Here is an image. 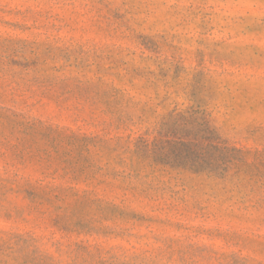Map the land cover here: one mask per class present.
Returning <instances> with one entry per match:
<instances>
[{
	"label": "rangeland",
	"instance_id": "obj_1",
	"mask_svg": "<svg viewBox=\"0 0 264 264\" xmlns=\"http://www.w3.org/2000/svg\"><path fill=\"white\" fill-rule=\"evenodd\" d=\"M190 107L239 170L131 168ZM0 264H264V0H0Z\"/></svg>",
	"mask_w": 264,
	"mask_h": 264
},
{
	"label": "trees",
	"instance_id": "obj_2",
	"mask_svg": "<svg viewBox=\"0 0 264 264\" xmlns=\"http://www.w3.org/2000/svg\"><path fill=\"white\" fill-rule=\"evenodd\" d=\"M124 153L129 154L134 169L160 166L220 180L237 172L245 159L244 151L224 140L198 107L170 112L160 122L155 138L139 137Z\"/></svg>",
	"mask_w": 264,
	"mask_h": 264
}]
</instances>
